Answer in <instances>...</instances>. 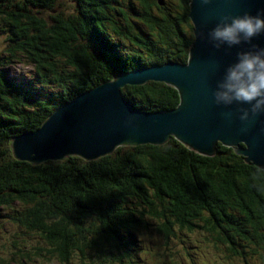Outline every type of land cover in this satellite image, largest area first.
Wrapping results in <instances>:
<instances>
[{"label":"trees","instance_id":"16d2710c","mask_svg":"<svg viewBox=\"0 0 264 264\" xmlns=\"http://www.w3.org/2000/svg\"><path fill=\"white\" fill-rule=\"evenodd\" d=\"M55 1L0 0L10 40L4 63L31 67L25 79L0 69V220L10 235L0 264H125L140 235L161 237L166 250L183 231L204 232L227 260L264 264V170L235 148L219 144L206 157L172 138L94 161L15 159L13 137L117 75L187 63L194 41L191 0H72L68 12ZM36 7L52 12L50 20ZM122 93L144 112L180 103L178 91L161 82Z\"/></svg>","mask_w":264,"mask_h":264},{"label":"water","instance_id":"95a60500","mask_svg":"<svg viewBox=\"0 0 264 264\" xmlns=\"http://www.w3.org/2000/svg\"><path fill=\"white\" fill-rule=\"evenodd\" d=\"M260 9H264V0H211L207 5L191 0L189 18L194 41L186 64L166 62L138 69L82 93L54 111L37 130L14 137L13 156L35 165L72 156L94 161L120 147L164 145L174 138L206 157L214 156L219 144L235 147L247 162L264 169V115L242 131L238 116L226 120L221 113L228 109L216 106L211 95L236 52L249 46L217 50L207 40V33L221 15H255ZM253 43L264 47V35ZM149 82L175 88L179 105L171 110L144 112L126 100L123 88ZM237 107L233 105L231 110L235 113Z\"/></svg>","mask_w":264,"mask_h":264},{"label":"clouds","instance_id":"9594fccd","mask_svg":"<svg viewBox=\"0 0 264 264\" xmlns=\"http://www.w3.org/2000/svg\"><path fill=\"white\" fill-rule=\"evenodd\" d=\"M199 2L207 5L211 0ZM261 35H264V9L255 15L249 12L221 15L207 33L208 42L217 50L225 46L227 49L249 46L236 52L235 60L224 69L211 93L216 106L228 109L221 113L226 120L238 116L244 126L242 131H247L258 116L264 115V47L253 43ZM233 105L239 106L235 113L231 110Z\"/></svg>","mask_w":264,"mask_h":264},{"label":"rangeland","instance_id":"374dc122","mask_svg":"<svg viewBox=\"0 0 264 264\" xmlns=\"http://www.w3.org/2000/svg\"><path fill=\"white\" fill-rule=\"evenodd\" d=\"M56 3L62 5L63 10H66L67 12L68 10L71 11V7L75 4L72 0H56L55 4ZM126 9L130 16L133 18L132 21L134 23H138V17L135 12H132L131 9ZM136 9L139 10L137 7ZM34 10L35 12H39L40 17L46 21H49L53 14L49 10H44L40 7H36ZM2 22L3 20L0 19V69L2 71H7L10 77H16L17 75L21 79H25V76L29 74L31 68L25 62L20 63L14 61L12 65H7L6 63H4L6 62V50L10 46V40L7 32L5 31L6 24ZM142 27L143 25L139 24V31L142 29ZM3 65H5V67ZM19 77L17 78L19 79ZM4 221L5 219L0 220V238L4 239V241L0 242V255L2 252L6 253L4 244L6 242V239H8L10 236L6 235L7 224ZM153 234L154 233H152V235ZM181 234L183 235L177 236L176 234L171 237L169 243H167L168 246H166V250L165 244L162 241L161 237H154L147 233L140 235V244L135 249L137 250V252L135 255L134 253L131 254V257L134 258V260L125 264H238L235 261L227 260L225 258L226 255L223 248H218L213 244V242L205 240L204 232L183 231V233L181 232ZM33 239L34 238L27 239L26 241H24V243H27V245L31 244L34 242L32 241ZM35 241L37 243L36 239ZM2 248L4 250H2ZM50 264L58 263L57 261H53ZM73 264L87 263L86 261H80L79 259L75 258L73 260Z\"/></svg>","mask_w":264,"mask_h":264},{"label":"bare ground","instance_id":"6f19581e","mask_svg":"<svg viewBox=\"0 0 264 264\" xmlns=\"http://www.w3.org/2000/svg\"><path fill=\"white\" fill-rule=\"evenodd\" d=\"M176 63V62H175ZM186 64V63H185ZM155 65H159V64H155ZM160 65H163V64H160ZM153 66V65H152ZM150 67V66H149ZM146 68H148V67H146ZM138 69H144V68H138ZM138 69H135V70H138ZM135 70H132V71H135ZM132 71H129V72H132ZM129 72H125V73H122V74H120V75H117V76H121V75H124V74H127V73H129ZM116 77V76H115ZM114 77V78H115ZM111 81V80H110ZM108 82V81H107ZM56 111V110H55ZM51 115V114H50ZM49 115V116H50ZM19 136V135H18ZM16 137V136H15ZM14 138V137H13ZM12 138V139H13ZM232 148H235V147H232ZM236 149V148H235ZM246 159V158H245ZM264 170V169H263Z\"/></svg>","mask_w":264,"mask_h":264}]
</instances>
